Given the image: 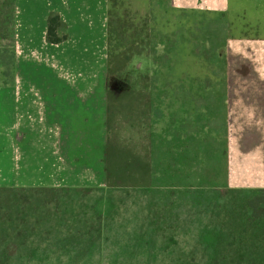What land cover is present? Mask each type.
Instances as JSON below:
<instances>
[{"label": "crops", "instance_id": "0c3cea01", "mask_svg": "<svg viewBox=\"0 0 264 264\" xmlns=\"http://www.w3.org/2000/svg\"><path fill=\"white\" fill-rule=\"evenodd\" d=\"M13 1V11L9 13L10 77L0 85V188L8 193L107 189L108 0ZM139 1L147 4L150 29L148 53L137 56L138 64L149 63L150 72V186L237 187L233 184L236 160L232 163L229 153H224L230 144L232 118L230 68L237 52L231 60L225 43L223 79L217 77L207 88L214 94L219 91L217 97L221 98L223 86L227 110H151L152 99L158 98V93L167 97L171 92L177 99L186 100L204 97L205 80L200 74H206L204 66L209 64L203 53L199 54V50H204L203 39L197 43L174 40L167 56L182 58L181 53L189 47L194 57L189 51L188 61H183L181 69L173 74L167 67L173 68L174 58L163 64L154 60L155 27L163 29L164 36L171 40L190 34L198 38L204 36L206 29H211V34L220 33L223 28L228 32L227 0ZM50 12H57L66 24L68 37L57 44L45 38ZM171 40L166 39V43ZM252 43L248 44L252 51L249 66L257 83L251 87L252 105L264 108V49L259 42ZM190 67L197 72L188 73ZM217 72L210 74L219 76ZM246 104L244 109L250 110ZM233 121L236 130V119ZM213 141L219 147L212 149L225 156L223 163L215 152L212 157L206 156V144L211 148Z\"/></svg>", "mask_w": 264, "mask_h": 264}, {"label": "rangeland", "instance_id": "374dc122", "mask_svg": "<svg viewBox=\"0 0 264 264\" xmlns=\"http://www.w3.org/2000/svg\"><path fill=\"white\" fill-rule=\"evenodd\" d=\"M2 1L4 0H0V2ZM8 1L9 3L6 4L5 9L0 10L2 13L5 11L8 13L7 18L5 17L6 15H3L5 22L2 23L0 28V71L4 74L0 76V85L9 81L12 63L11 19L9 17L11 0ZM116 3L117 11L125 17H129L133 24L140 23L146 16V3H141L139 0H116ZM226 4L225 17L228 23V32H225L226 29L223 28L220 33L211 34V29H206L204 36L199 35L198 38L190 34L187 36H176L171 40L170 37L164 36L163 29L155 27V32L157 33L153 35V45L156 47L153 52L154 60H158L160 64H163L167 60L174 58L172 62L173 68L171 66L167 67L169 70L172 69L173 74L176 70L181 69L183 61L184 63L188 61L186 54L189 51L190 57H194V52L189 47L188 51H184V54L181 53L182 58L179 55L167 56L169 54V46H174V40H190V43H197L198 39H203L204 50H199V54L202 55L203 53V57L209 61V64L204 66L206 74L204 75V72L200 74L202 79L205 80L206 90L204 97L199 96V98L186 100L177 99L171 92L167 93V97L158 93V98L152 99L153 108L151 110H227L226 100L223 99L224 92L221 89L223 86H220L221 98L217 97L219 91L215 94L207 92V88L212 87L214 81L218 80L217 77H220V81L223 79L225 68L222 59H224L223 50L226 43V49L230 51L229 57L231 60L234 58V52H237L238 55L236 56V62L234 61L233 66L230 68L232 79L230 85V116L232 118L230 144L224 153H229L232 163L236 160V168L235 171L233 170L235 177L233 184L240 188H264V108L252 105L253 91L251 87L257 83L254 82V72L252 73L249 66V60L252 59V51L248 47V44L251 45L255 41L259 42L261 48L264 49V0H227ZM193 37H195V41H191ZM143 38L144 33L142 32L139 40H143ZM168 38L171 43H166ZM143 42L140 47L141 51H143L140 54L142 55L141 57L146 55L145 40ZM252 44V46L257 45L256 43ZM211 51L214 53L211 54ZM137 61V57L134 56L123 70L109 74L108 88L115 98V110H121L119 124H116L115 127L116 139L123 142L124 155L138 150L137 152H140L141 156L142 147L140 148V146L145 144L141 134L144 129L143 119L139 120L138 116L133 122L126 119L129 111H133L132 115H135V113L139 115L141 112L143 114L144 110L143 102L145 100L143 95H145L146 90L144 86L147 84L146 74L150 73L149 63L146 65L145 61H140V64H138ZM209 71H219L220 75L215 74V77H212L214 75L210 74ZM196 72L195 67H190V70H188L190 74ZM130 90H134L133 94L129 93L130 96L124 97L123 94L128 93ZM234 95L237 97H234ZM245 103H247V108L250 110L244 109L246 108ZM234 118L236 119V130ZM128 139L132 140V142H129L131 146L128 145ZM213 142L211 148L206 144L207 157L213 156L215 151L212 147L214 148V146L218 145V142ZM130 149H132L131 152ZM215 153H217L221 163H223L225 159L223 153L220 150ZM126 167L127 172L122 171L121 173L122 180L126 182L140 181L141 178L136 177L135 173H131L127 164ZM130 194L126 196L125 193L109 192V190L107 193L97 190L76 192L24 190L16 193L9 191L8 193L4 188H0V226L7 227V235H5L7 239L13 240L15 238L14 225L19 223H21L20 227H29L30 224L34 223L45 226L53 225V227L46 226L49 229H42L40 226L34 227L30 232L27 230L20 235L25 240L37 241H32V243H39L38 247L40 248L31 250L39 257L33 260L32 264H70V261L73 260L69 259L68 256H82L81 261L75 264H90V260H87L88 262L84 260L86 257H92L93 260L101 258L105 264H117L118 260L116 259L123 258L126 253L130 252L127 244H130L131 248H133L132 244L129 243V239L132 240L137 235L124 233V229L121 227L122 224L118 223L121 221V217H117L116 222L113 221L115 223L113 224L114 227L107 235L106 231H103L101 235L97 236V234L90 232L86 225L82 223H91L93 220L92 215H94L93 210L98 209L103 214L109 206H117L120 198L123 201L122 206L125 205L122 212L124 211L129 216L128 205L132 198L136 199L134 194ZM174 196L178 197V194L176 193ZM130 206L131 214H133L135 210L132 212L133 205L130 204ZM118 209L121 210L120 205ZM48 230L49 232H47ZM1 235L0 231V237H4ZM49 237L79 240L70 243L71 246H68L65 250L60 248L61 243H55L53 244L55 245L53 249H48L47 247L50 244L38 242V240H46ZM100 238L102 240V248L99 249L95 241ZM35 244L31 246H35ZM25 245L30 246L28 243ZM28 251L27 249H20L14 255L27 254ZM58 255H60V258L57 257ZM17 264H23V261H18Z\"/></svg>", "mask_w": 264, "mask_h": 264}, {"label": "trees", "instance_id": "16d2710c", "mask_svg": "<svg viewBox=\"0 0 264 264\" xmlns=\"http://www.w3.org/2000/svg\"><path fill=\"white\" fill-rule=\"evenodd\" d=\"M8 3V0L0 2V10L5 9ZM10 5V12H12L13 0L10 1ZM108 5L107 73L109 75L123 70L132 57L142 56L140 54L143 51L140 47L144 40L147 54L150 29L147 16L140 23L133 24L129 17L117 11L116 0H108ZM7 14V11L0 12V28L5 22L3 15ZM142 32L144 38L139 40ZM67 37L66 24L57 12H50L47 19L46 41L57 44L66 40ZM146 78L143 114L141 112L139 115L136 113L132 115L131 110L126 116V119L131 122L136 116L139 120L143 119L144 129L141 134L145 144L140 146L142 147L141 156L138 150L133 152L132 149H130L131 154L124 155V144L116 139L115 127L119 124L121 110H115V98L108 88V188L97 190L106 193L108 190L125 193L126 196L131 195L130 193L134 194L137 200L131 196L130 204L133 205L132 212L134 210L135 212L131 214L130 204L128 205L129 216L122 212L125 205L122 206L123 201L120 198L117 206H109L103 214L98 209L93 210L91 223L82 224L97 236L103 231H106L107 235L114 227L117 217H121L118 223L122 224L124 233L137 235L132 240L128 238L133 248L127 244L130 252L123 258L116 259L117 264H264L263 187H206L193 190L150 186L148 132L150 95L147 74ZM133 91L123 94L124 97L130 96L129 93L133 94ZM129 142L132 140L128 139V145L131 146ZM126 164L131 173L141 178L140 181L122 180V171L127 172ZM176 193L178 197L174 196ZM119 205L121 210L118 209ZM20 225L21 223L14 225L13 240L6 237L7 227L0 226L1 236H4L0 237V264H17L18 261H23V264H32L33 260L39 257L31 250L40 248L39 243H32L36 240H25L20 235L38 226L42 229H49L46 226L53 227V225L45 226L37 223L30 224L29 227H20ZM77 240L49 237L38 242L50 244L48 249H53L55 243H61L60 248L65 250L71 246L70 243ZM100 240L101 238L95 241L99 249L102 248V240ZM26 243L30 246L25 245ZM32 244L35 246H31ZM20 249L29 251L27 254L15 256V252ZM57 257L60 258V255ZM68 258L73 260L70 264H75L81 261L82 256H68ZM84 260H90V264H105L101 258L94 261L92 257H86Z\"/></svg>", "mask_w": 264, "mask_h": 264}]
</instances>
